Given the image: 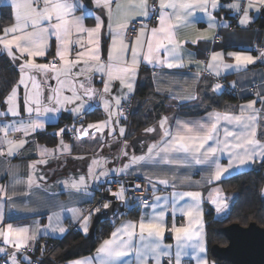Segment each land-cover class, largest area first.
Here are the masks:
<instances>
[{"label":"snow or ice","instance_id":"snow-or-ice-1","mask_svg":"<svg viewBox=\"0 0 264 264\" xmlns=\"http://www.w3.org/2000/svg\"><path fill=\"white\" fill-rule=\"evenodd\" d=\"M5 3L13 22L0 30V51L10 59L17 78L6 81V90L0 95V160L6 164V177L11 178L9 185L0 184L3 264H34L29 253L35 250L42 232L67 233L64 212H69L72 223L87 235L92 217L110 208L111 201L90 209L56 203L49 208L46 224L38 220L32 224L6 222L5 209L16 207L14 197L31 198L40 189V182L47 179L37 173L51 161L60 162L62 156L89 161L84 174L58 181L75 197L90 194L92 185L112 172L118 176L150 173L144 177L146 185L135 184L131 195L123 183L116 191L106 189L125 207L135 205L140 215L114 227L93 254L68 264H186L185 258L195 264H208L204 256L203 204L206 199L221 213L228 203L220 187L208 190L207 197L202 190L230 178L240 168L264 166V84L259 90L253 89L255 99L236 108H213L198 118L162 115L156 124L144 129L145 134H155L156 138L140 155H130L127 150L126 128L121 124L122 119H127L124 104L134 95L145 66L152 69L157 93L198 100L202 72L220 78L229 71L246 72L257 61L264 63V47L256 49V56L248 51L211 50L206 60L196 59L186 47L219 39L216 30L230 27L217 18L218 11L225 8L237 13L240 26H249L253 20L250 13L264 11V0H231L226 4L222 0ZM88 19L93 20L91 26L86 23ZM201 22L207 25L203 30L196 27ZM190 65L197 68L191 83L170 75ZM97 80L102 87L96 86ZM236 85L233 81L231 86ZM209 87L218 92L223 85L215 82ZM96 102L102 104L105 119L85 124L84 117ZM65 111L79 121V127L73 124L71 128H59L54 133L59 142L53 148L33 139L46 130L49 116ZM66 132L77 140L88 137L101 151L111 147L106 137L113 141L124 138L119 141L116 157L121 166L108 168V158L95 149H85L82 143H66ZM89 150L93 152L91 157L73 156L74 151ZM24 153L35 154L37 159L28 162L26 179H21L11 160ZM125 159L127 162H123ZM224 159L227 163L222 162ZM197 166L200 179L192 175ZM168 189L171 190L164 194ZM260 191L264 193V187ZM177 214L184 223L177 224ZM166 234H171L174 244L165 241ZM40 251L43 253L44 246Z\"/></svg>","mask_w":264,"mask_h":264},{"label":"crops","instance_id":"crops-1","mask_svg":"<svg viewBox=\"0 0 264 264\" xmlns=\"http://www.w3.org/2000/svg\"><path fill=\"white\" fill-rule=\"evenodd\" d=\"M229 2H231V0H222V3H225V4ZM0 6L7 7L5 0H0ZM250 15L253 17V20L249 26L244 27V26L239 25L238 15L236 12L229 11L227 8H225L223 11H218L217 13L218 20L221 22H227L230 25V27L218 28L216 31L219 34V39L215 40L212 43L201 42L197 46L188 44L186 47L188 48L189 51L193 53L195 58L199 60H206L208 56V52H210L211 50H216V51L223 50L225 53L228 51H248L252 55L256 56L258 55V53L253 51L254 44L255 43L264 44V11L256 12L253 10L250 13ZM12 22L13 21L11 18V21L5 24L2 27V29L6 26H9ZM231 22H234V25H231ZM86 23L89 26H91L93 24V20L88 19ZM206 26H207L206 23H203V22L196 25V27L201 30L206 28ZM191 35L194 37L196 35V32L193 30ZM181 38H183V35L181 36ZM2 53L3 52L0 51V54ZM196 71H197V68L195 67V65H190L188 68H185L179 72L171 73L170 75H175L178 78L182 77L183 79H186L189 83H191ZM145 77H150L151 83H152L151 90L154 92V94L158 96H162L163 98H166V111L162 115L172 116L173 114H176L183 118H198V117L205 115L206 110H211L213 108H216L217 110L222 111L227 106H233V108H236V106L246 103L247 100L255 99L254 93L250 91V88L259 90L261 88V85L264 84V63L257 61L255 64L249 65L248 71L246 72L229 71L227 73H222L220 78H215L208 72H202L198 85H197V88L199 91V97H200L198 100H181V99L175 98L174 94L170 95L166 92L157 93L155 89L158 85H157V82L154 81L153 79L152 69L148 66L142 67L139 73V79L137 81L136 88H137L138 82L140 80H143ZM233 81L237 82V85L235 88L231 86ZM215 82H220L223 85V88L221 91L213 92L211 90L209 85ZM96 86L98 88L102 87L99 80H97ZM135 92H136V89H135ZM224 92L234 93V96H233L234 99L232 100L229 98H226V99L219 98L216 104L214 101V97H219ZM133 96H132V99H133ZM257 106L259 107V104ZM184 107H192L195 110L204 111V113L198 114V115H191V116L179 114L177 110L184 108ZM95 109L96 110L99 109L102 114V116L98 118L96 121L104 120L106 114L104 112L102 104L99 102L94 103L93 106L89 109V111H93ZM65 115L71 118L72 121L68 125L72 127L73 122L76 118H74L70 112L65 111V112L58 114L55 117L49 116L48 122L46 125V130L41 131L40 133L36 134L33 137V139L41 145H47L49 148L55 147V145L59 142L58 137H56L57 141L54 145H48L42 142L39 139L38 135L41 133H50L51 131L56 132L60 128L57 126L61 120V116H65ZM160 117L157 119V121L160 119ZM157 121L154 124H156ZM87 123L89 122H86L85 124ZM76 125L79 126V124H76ZM142 134H145V132L143 131ZM92 135H98V134L92 133ZM145 135L148 136L147 145L151 144L154 138H156L155 134H145ZM63 138L66 143L75 144L73 140H75L76 138L75 139H69L67 137H63ZM122 139L124 138L118 137L117 141H113L111 137H106L107 143L110 144L111 147L106 146L102 151L98 148L97 145L93 144L89 138L85 140H80L78 143L79 144L82 143V146L85 149H95L97 152L100 153V155L107 157L108 160L110 161V163L107 165L108 168H117L121 166V161L116 159V157L119 154V148L121 146L119 141ZM127 141H128L127 150L130 155L133 153L136 155H140L146 151L145 150L142 153H136L130 145V140H127ZM32 147L34 148V145ZM77 154H84L87 157H91L93 155V152L90 150L85 153H78L77 151L73 152V156ZM34 159H37V156L35 154L30 155L29 153H24L23 156L16 157L11 160V164L16 166V170L20 174L21 179H26V175H25L27 172L26 165L28 164L30 160H34ZM88 162H89L88 160L73 159L71 156H67V157L62 156L60 162L51 161L48 166L42 167L41 170L37 173V175H46L47 177L46 181L40 182L41 183L40 189L34 191L31 195V198L14 197L16 207L12 209H7V208L5 209L6 222H11L13 224H32L38 220L41 223L46 224L47 215L49 214V208L53 204H56V203L64 204L69 208L79 207L81 209H84L85 206L88 203H90L93 199V195L95 191L94 190L95 183L92 185L90 194L82 193L78 197H75L71 195L70 192L63 187V185L59 184L58 181H63L67 179L69 176L78 177L79 175L84 174L87 171ZM123 162H127V160L125 159ZM222 162L227 163V160L224 159ZM257 166L258 164L250 166V167L240 168L238 171L232 172L231 177H234L246 171L252 170L256 168ZM5 167H6V164L2 160H0V184L9 185L11 183V178L6 177ZM199 171H200V166H197L195 169L192 170V175L194 179H200V175L198 174ZM112 174H115V173L112 172L109 175H112ZM146 174H150V173L141 171V172H133L130 175L144 178ZM225 180L227 179H223L222 181L215 182L212 185H207L206 188L202 190L204 193V196L207 197L208 190H210L213 187L218 186L222 189L224 196L227 198L228 196L226 194V190L223 187V182ZM170 190L171 189L166 190L164 194H167V191H170ZM206 204L213 207L215 211V206L210 204L205 199V202L203 204V210H204L203 219H204V225H205L206 252L204 256H205V259L208 261V264H215V262L213 261L212 255L210 253L209 242H208V232H207V227H206V216H205ZM215 216L217 217L216 211H215ZM63 217H64L65 226L68 228V231L66 234L60 235V234H53L51 232H47V233L42 232L41 237L38 239V241L42 238H45V239L46 238H52V239L65 238L68 232L71 230L70 224H74V223H72L71 221V214L69 212H64ZM125 220H132V218L124 217L118 222L116 226H119V224ZM171 222H172L171 217H169V224H171ZM176 222L177 224L184 223L183 218L179 214H177ZM75 231H79L80 233H82L80 229L78 230L75 229ZM165 241L170 244L175 243L172 240L171 234H166ZM94 252L95 250L91 254H93ZM89 255H86V256H89ZM82 257H85V256H82ZM72 260H75V259H72ZM185 261H186V264H195V262L191 261L189 258H185ZM68 262H66V264H68Z\"/></svg>","mask_w":264,"mask_h":264},{"label":"trees","instance_id":"trees-1","mask_svg":"<svg viewBox=\"0 0 264 264\" xmlns=\"http://www.w3.org/2000/svg\"><path fill=\"white\" fill-rule=\"evenodd\" d=\"M10 21L9 8L1 6L0 30ZM231 25H234V22H231ZM16 78V70L10 59L5 53L0 54V95L6 90V81H12ZM151 89L152 83L150 77H145L138 82L136 92L133 96L130 121L126 127L127 140L131 141L136 135L143 133L146 127L153 125L166 111V98L155 95ZM233 96L234 93L232 92H224L221 96L214 97V101L215 103L218 102L219 98L233 100ZM177 111L179 114L188 116L204 113V111L195 110L192 107H184ZM101 116L102 114L99 109L89 111L84 117V122L97 120ZM71 121L70 117L66 115L61 116L57 127L68 125ZM73 124H79V121L75 119ZM38 137L48 145H54L57 141V138L51 136L50 133H41ZM230 186L232 189L238 190V196L237 199L235 198L232 209L224 220L216 217L213 207L206 204L205 216L210 249L213 244L222 246L227 243V239L218 233V229L221 226L231 223H239L242 226H247L249 223L255 222L257 225L264 227V193L260 191L264 187V166L258 164L256 168L231 177L223 182V187L226 191ZM139 213L136 206L133 205L131 208L125 207L124 212L116 218L101 220L95 228L92 239L88 235L85 236L75 230H70L63 239L42 238L38 241L35 250L29 253V255L33 261L41 260L39 264H66V262L72 259L91 254L121 219L124 217L136 219ZM41 246H44L43 253L40 251ZM212 258L215 264H231L230 262L219 261L213 256Z\"/></svg>","mask_w":264,"mask_h":264},{"label":"water","instance_id":"water-1","mask_svg":"<svg viewBox=\"0 0 264 264\" xmlns=\"http://www.w3.org/2000/svg\"><path fill=\"white\" fill-rule=\"evenodd\" d=\"M147 140L148 136L141 133L130 141V145L136 153H142L146 150ZM105 198L112 202L111 206L94 216L88 233V237L91 239L101 220L116 218L125 210V205L111 194H106ZM218 233L227 239V244L212 245L210 252L215 259L231 264H264V227L255 222H251L247 226L231 223L219 228Z\"/></svg>","mask_w":264,"mask_h":264},{"label":"built area","instance_id":"built-area-1","mask_svg":"<svg viewBox=\"0 0 264 264\" xmlns=\"http://www.w3.org/2000/svg\"><path fill=\"white\" fill-rule=\"evenodd\" d=\"M232 27V26H231ZM258 47H264V44L262 43H255L253 46V51L258 53L256 51V49ZM253 89L254 88H250V91L253 93ZM132 104H133V99L131 98L130 101L125 102L124 107H125V116L127 117V119H122L121 120V124L124 125L125 127H127L129 121H130V116L132 113ZM68 127L71 128L69 125H63L61 127ZM60 127V128H61ZM54 131L50 132V135L53 137H56L54 135ZM64 137H67L69 139H75L76 136H74L71 132H66L64 134ZM134 183L133 186L135 184H141L142 186L146 185V181L144 178L138 177V176H134ZM123 178L119 177L117 175H109L106 178H103L101 181H98L97 185L95 186V191H94V195H93V199L90 203H88L84 209H90V208H95L97 206H99L100 203L102 202H108L107 200H105V196L106 194H110L106 189L111 188L113 191H116L119 187V184L121 183V180ZM132 186V187H133ZM125 187H127L129 189V195H131V186L125 185ZM162 188V186H159ZM137 195H140V190H137L136 192ZM145 195L147 196V193H145ZM97 215V214H96ZM95 216V215H94ZM94 216L92 217V219L94 218ZM70 229L71 230H78L79 228L75 225V224H70ZM38 244V242L36 243V245ZM33 252V251H32ZM43 259V258H42ZM41 260H35L33 261L34 264H39ZM0 264H3V261L0 260Z\"/></svg>","mask_w":264,"mask_h":264},{"label":"rangeland","instance_id":"rangeland-1","mask_svg":"<svg viewBox=\"0 0 264 264\" xmlns=\"http://www.w3.org/2000/svg\"><path fill=\"white\" fill-rule=\"evenodd\" d=\"M1 7V6H0ZM89 123H93V122H96V120H91V121H88ZM76 125V124H75ZM77 126V125H76ZM122 126H124V125H122ZM77 127H79V126H77ZM125 127V126H124ZM126 128V127H125ZM85 139H88V137H84V138H82V140H85ZM80 140H77V138L75 139V140H73V142L75 143V144H79L78 142H79ZM112 175H115V174H112ZM118 176V175H117ZM119 177H122L123 179L121 180V183H123L124 185H128V186H133V183H134V176H132V175H119ZM97 183L98 182H96L95 183V186L97 185ZM131 184V185H130ZM95 190V189H94ZM228 191V192H227ZM226 192H227V202H228V207L223 211V212H221V213H217L216 212V215H217V217L220 219V220H224L226 217H227V215H228V213L230 212V210L232 209V206H233V204H234V202H235V198L237 199V196H238V190L236 189V190H234V189H232L231 188V186L230 187H228V190H227ZM106 200V199H105ZM129 208V207H128ZM93 220V219H92ZM92 220H91V222H92ZM226 225H229V224H226ZM226 225H224V226H226ZM224 226H221V227H224ZM221 227H219V228H221ZM227 244V243H226ZM226 244H224V245H226Z\"/></svg>","mask_w":264,"mask_h":264}]
</instances>
